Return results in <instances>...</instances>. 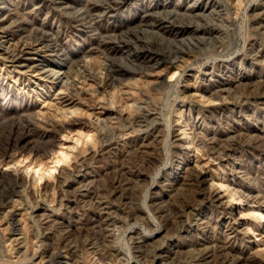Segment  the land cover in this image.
I'll use <instances>...</instances> for the list:
<instances>
[{
	"label": "rangeland",
	"instance_id": "obj_1",
	"mask_svg": "<svg viewBox=\"0 0 264 264\" xmlns=\"http://www.w3.org/2000/svg\"><path fill=\"white\" fill-rule=\"evenodd\" d=\"M258 211L264 0H0V264H264Z\"/></svg>",
	"mask_w": 264,
	"mask_h": 264
},
{
	"label": "bare ground",
	"instance_id": "obj_2",
	"mask_svg": "<svg viewBox=\"0 0 264 264\" xmlns=\"http://www.w3.org/2000/svg\"><path fill=\"white\" fill-rule=\"evenodd\" d=\"M202 6V4L201 3H199L198 4V7L199 8H202L201 7ZM171 17L173 18V19H175V20H184V19H188V20H190V21H192L193 20V18L192 17H188L187 15H179V14H176V13H171ZM148 26H150L151 27V29H156V27L157 28H160L159 26H158V24L157 23H150V24H148L147 25V27ZM149 28V27H148ZM202 30V28H200V27H195V28H188V29H184L183 31H182V33H188L189 32V34H190V32H194V31H196V32H198V31H201ZM146 31H149V30H143L142 32H146ZM152 31V30H151ZM27 46V45H26ZM37 46V49H39V50H41V51H43V50H50L51 48H53L50 44H49V41H47V39H45V37H41L40 39H39V43L38 44H36L35 46H29L28 48L30 49V48H34V47H36ZM45 48V49H44ZM2 50V52H3V55L5 56V58H6V60H9L11 63H16V58H17V54L15 53V52H13V51H11L10 50V48L9 47H2L1 48ZM31 50V49H30ZM180 52H183L184 54L186 53L185 51H180ZM180 52H179V50L178 51H176V53H175V55H176V57H175V60H180L181 58H184V56H182V54L183 53H181V55H180ZM42 62V61H41ZM48 64V63H47ZM26 69H21V71H22V73L23 74H34V76H36V77H46V78H48V79H52L54 82H57L59 85H61V87L62 86H65L66 88L67 87H69L70 86V81H69V78L65 75L66 74V72H65V70H64V67H62V64H60V63H58L57 62V64H56V66H52V65H42V63H41V65L40 64H35V65H31V66H27V67H25ZM75 83V82H74ZM73 84V83H72ZM78 104L80 105V103H77V101L76 100H74V99H65V100H59V102H58V108H57V111H58V114H61V115H63V116H66V115H74V114H79V109L78 108H76V107H74V106H78ZM72 107H74V108H72ZM94 113V112H93ZM92 113V114H93ZM97 116V115H96ZM97 122H98V124L99 125H101V126H103V125H105V124H103V123H105L106 121H104L103 119H100L99 118V120H98V118H97ZM170 133V132H169ZM169 137H170V135H169ZM168 140H169V138H168ZM65 158H66V156L65 155H63ZM67 159V158H66ZM60 160V159H59ZM58 162V161H57ZM37 170V169H36ZM39 171H40V169H39ZM38 174H39V172H37ZM50 174V173H49ZM52 175V174H51ZM148 196V195H147ZM216 198L218 199V200H220V196H219V194H217L216 193ZM240 203V199H237L236 201H234V203L233 204H239ZM146 205H148V204H146ZM149 206V205H148ZM149 211V210H148ZM253 215H255V216H257V219H260V218H262V219H264V214L263 213H261V212H255V214H253ZM142 228V227H141ZM129 230V229H128ZM136 230V229H135ZM131 234H132V232H131ZM130 236V235H129ZM129 242V241H128ZM96 251V250H95ZM129 251V250H128ZM73 259V258H72ZM71 259V260H72ZM87 259V258H86ZM70 259L67 261V263L66 264H77V263H75L74 261L72 262ZM74 260V259H73ZM88 260H89V258H88ZM135 260V259H134ZM71 261V262H70ZM83 261V260H82ZM89 262V261H88ZM87 261H83L82 262V264H86V263H88ZM132 262V261H131ZM78 264H81V263H78Z\"/></svg>",
	"mask_w": 264,
	"mask_h": 264
}]
</instances>
